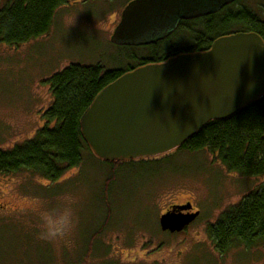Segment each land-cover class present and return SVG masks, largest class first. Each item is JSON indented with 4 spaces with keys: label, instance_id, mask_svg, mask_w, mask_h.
<instances>
[{
    "label": "rangeland",
    "instance_id": "374dc122",
    "mask_svg": "<svg viewBox=\"0 0 264 264\" xmlns=\"http://www.w3.org/2000/svg\"><path fill=\"white\" fill-rule=\"evenodd\" d=\"M124 5L69 0L56 10L47 34L18 46L0 43V150L32 138L43 125L54 73L72 63L124 67L127 55L149 53L110 42ZM45 180L27 171L0 174V264H264V241L220 256L206 230L264 176L227 171L206 150L110 164L86 148L78 166L52 183ZM186 200L199 211L196 220L178 233L161 230L167 204ZM67 207L72 231L63 239H41L44 218L55 220Z\"/></svg>",
    "mask_w": 264,
    "mask_h": 264
},
{
    "label": "trees",
    "instance_id": "16d2710c",
    "mask_svg": "<svg viewBox=\"0 0 264 264\" xmlns=\"http://www.w3.org/2000/svg\"><path fill=\"white\" fill-rule=\"evenodd\" d=\"M68 1L1 0L0 43L18 46L47 34L56 10ZM247 33L264 40V5L252 7L246 0H234L210 15L181 20L168 37L154 44L128 46L150 51L127 55L124 67L77 63L64 67L48 79L52 101L42 114L43 125L32 138L0 150V174L27 171L52 183L81 163L84 149L91 151L81 134L80 118L102 88L139 66L205 52L219 38ZM181 149L206 150L227 171L242 177L264 176V94L226 118L208 121L176 148ZM117 167H112L105 188ZM206 230L220 256L231 248L264 241V182L222 212Z\"/></svg>",
    "mask_w": 264,
    "mask_h": 264
},
{
    "label": "water",
    "instance_id": "95a60500",
    "mask_svg": "<svg viewBox=\"0 0 264 264\" xmlns=\"http://www.w3.org/2000/svg\"><path fill=\"white\" fill-rule=\"evenodd\" d=\"M232 1L130 0L109 40L154 44L181 20L210 15ZM263 94L264 40L252 33L225 36L205 52L177 55L120 75L81 115V134L101 160L157 157L178 148L208 121L226 118ZM191 208L187 202L161 214V230L182 231L198 215L181 212Z\"/></svg>",
    "mask_w": 264,
    "mask_h": 264
},
{
    "label": "clouds",
    "instance_id": "9594fccd",
    "mask_svg": "<svg viewBox=\"0 0 264 264\" xmlns=\"http://www.w3.org/2000/svg\"><path fill=\"white\" fill-rule=\"evenodd\" d=\"M44 219L40 238L49 241L65 238L72 231L75 224L73 210L70 207L64 208L55 220L48 217Z\"/></svg>",
    "mask_w": 264,
    "mask_h": 264
},
{
    "label": "flooded vegetation",
    "instance_id": "af4514ba",
    "mask_svg": "<svg viewBox=\"0 0 264 264\" xmlns=\"http://www.w3.org/2000/svg\"><path fill=\"white\" fill-rule=\"evenodd\" d=\"M187 202H191V205H192V208L191 209H188V210H181V212H183V213H193V212H196V211H198L197 209H196V207L194 206V204H193V202L191 201V200H186V201H182V202H180V203H178V202H172V203H168L167 204V206L164 208V211H163V213H165L166 211H170V210H172L173 209V207H176V206H178V205H184L185 203H187ZM4 205V204H3ZM3 205L1 204L0 205V207H3ZM0 209H2V208H0ZM162 213V214H163ZM198 215H199V211H198ZM198 215L187 225V226H185L184 227V229L183 230H185L190 224H192V222H194L195 220H196V218L198 217ZM182 230V231H183ZM167 232H169V231H167ZM181 232V231H180ZM169 233H171V232H169ZM172 233H174V232H172ZM178 233V232H177Z\"/></svg>",
    "mask_w": 264,
    "mask_h": 264
}]
</instances>
